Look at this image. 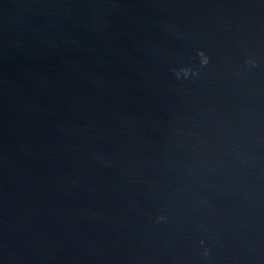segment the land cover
Returning <instances> with one entry per match:
<instances>
[{
	"label": "water",
	"instance_id": "1",
	"mask_svg": "<svg viewBox=\"0 0 264 264\" xmlns=\"http://www.w3.org/2000/svg\"><path fill=\"white\" fill-rule=\"evenodd\" d=\"M0 264H264V0H0Z\"/></svg>",
	"mask_w": 264,
	"mask_h": 264
}]
</instances>
